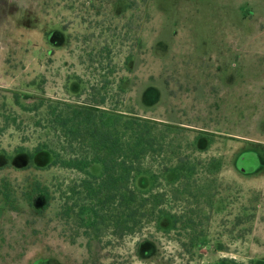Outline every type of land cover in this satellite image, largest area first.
Masks as SVG:
<instances>
[{
    "label": "rangeland",
    "instance_id": "obj_1",
    "mask_svg": "<svg viewBox=\"0 0 264 264\" xmlns=\"http://www.w3.org/2000/svg\"><path fill=\"white\" fill-rule=\"evenodd\" d=\"M113 5L97 14L90 0H0V191L14 192L9 201L0 195V264H264V0H150L131 70L120 56L110 64L113 82L129 78L125 107L174 126L164 128L173 148L181 144L179 157L196 167L188 197L165 166L147 162L156 177L136 186L166 194L168 216L158 223L123 241L76 236L59 217L55 189L80 175L15 162L18 149L48 139V104L77 101L76 78L96 82L90 53ZM36 183L51 188L47 208L26 203ZM147 241L151 250L141 251Z\"/></svg>",
    "mask_w": 264,
    "mask_h": 264
},
{
    "label": "trees",
    "instance_id": "obj_2",
    "mask_svg": "<svg viewBox=\"0 0 264 264\" xmlns=\"http://www.w3.org/2000/svg\"><path fill=\"white\" fill-rule=\"evenodd\" d=\"M93 1L90 0V4L97 14L103 10L112 12L109 6L114 4L111 20L107 19L111 23L106 28L102 27L97 38L101 40L95 44L97 52L90 53L96 82L89 85L76 78L77 86H82L80 92H76L77 101L47 105L42 128L48 139L33 150L21 147L16 151L18 156L14 157L15 162L25 159L78 173L80 178L59 183L55 189L60 199L59 217L72 226L76 236L82 233L99 242L105 236L123 241L168 216L164 209L167 198L164 192L154 193L152 189L146 193L136 186V179L140 176L156 177L147 167V162L165 166L164 174L172 173L173 186L181 183L184 188L180 190L188 197L192 193L190 182L196 167L179 157L181 144L173 148L175 139H169L168 133L176 129L174 126H164L168 127L169 131H166L157 121L144 118L125 107L129 78L121 77L117 84L111 80L116 72V67L110 69L114 58L122 57V65L131 70L133 52L143 46L141 29L148 17L146 11L150 0H97V6ZM128 13H131L130 17H127ZM115 17L126 20L120 29L119 25H115L114 29L111 27ZM107 22L104 21V24ZM126 47L130 48V54H124ZM43 107L44 104L40 103L34 110L26 107L25 111H39ZM41 124L42 121H38L36 126ZM197 140L194 145L199 144L202 148L205 139L200 136ZM174 160L177 164L172 167L169 164ZM94 164L101 165L100 175L90 173ZM178 189L175 192L178 193ZM0 195L9 201L14 192L5 187ZM26 197L29 206L47 208L53 200V193L50 187L36 183ZM146 247L151 250L152 245L148 241L142 243L141 251ZM34 264L49 262L39 260ZM216 264L242 263L222 259Z\"/></svg>",
    "mask_w": 264,
    "mask_h": 264
},
{
    "label": "crops",
    "instance_id": "obj_3",
    "mask_svg": "<svg viewBox=\"0 0 264 264\" xmlns=\"http://www.w3.org/2000/svg\"><path fill=\"white\" fill-rule=\"evenodd\" d=\"M0 86H2V84L0 83Z\"/></svg>",
    "mask_w": 264,
    "mask_h": 264
}]
</instances>
